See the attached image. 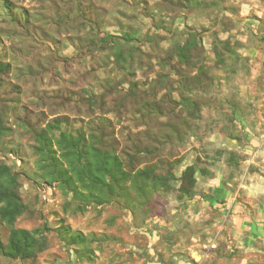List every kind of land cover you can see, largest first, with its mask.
I'll list each match as a JSON object with an SVG mask.
<instances>
[{
	"label": "rangeland",
	"instance_id": "374dc122",
	"mask_svg": "<svg viewBox=\"0 0 264 264\" xmlns=\"http://www.w3.org/2000/svg\"><path fill=\"white\" fill-rule=\"evenodd\" d=\"M0 62V165L37 240L0 264H264V0H0ZM54 117L149 174L88 199L45 180Z\"/></svg>",
	"mask_w": 264,
	"mask_h": 264
},
{
	"label": "trees",
	"instance_id": "16d2710c",
	"mask_svg": "<svg viewBox=\"0 0 264 264\" xmlns=\"http://www.w3.org/2000/svg\"><path fill=\"white\" fill-rule=\"evenodd\" d=\"M7 67L8 63L0 62V73ZM65 125H68L66 117H54L36 132L33 149L46 167L45 180H57L74 196L88 199L98 198L99 195L94 193L96 189L111 190L129 180L136 183L138 176L149 174L146 168L132 170V173L123 169L119 153L106 147L103 138L94 135L93 131L86 134L79 128L72 133L64 128ZM4 132L0 118V136ZM26 209L14 175L5 165H0V223L9 226L7 243L0 239V256L27 258L36 251L37 240L32 231L13 226L16 218ZM70 239L82 243L84 236L74 233Z\"/></svg>",
	"mask_w": 264,
	"mask_h": 264
},
{
	"label": "crops",
	"instance_id": "0c3cea01",
	"mask_svg": "<svg viewBox=\"0 0 264 264\" xmlns=\"http://www.w3.org/2000/svg\"><path fill=\"white\" fill-rule=\"evenodd\" d=\"M241 222L243 221H254V217H249V216H245L242 215L241 216ZM244 238H246L245 240H247L248 238H250V242H254L256 244H259L260 246H264V230L261 233H255V232H251V236H245ZM255 246V245H254Z\"/></svg>",
	"mask_w": 264,
	"mask_h": 264
}]
</instances>
